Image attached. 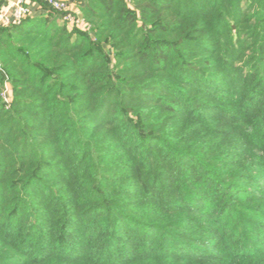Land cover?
<instances>
[{
  "label": "trees",
  "instance_id": "trees-1",
  "mask_svg": "<svg viewBox=\"0 0 264 264\" xmlns=\"http://www.w3.org/2000/svg\"><path fill=\"white\" fill-rule=\"evenodd\" d=\"M33 1L0 26V264H264V0H68L84 31Z\"/></svg>",
  "mask_w": 264,
  "mask_h": 264
},
{
  "label": "built area",
  "instance_id": "built-area-1",
  "mask_svg": "<svg viewBox=\"0 0 264 264\" xmlns=\"http://www.w3.org/2000/svg\"><path fill=\"white\" fill-rule=\"evenodd\" d=\"M6 1L0 7V26L9 24H20L25 18L32 15V0H0ZM50 9L61 14V21L66 22L71 28L89 30L90 25L85 22L80 11L74 9V6L68 0H44ZM6 104L11 103V91L6 86L2 93Z\"/></svg>",
  "mask_w": 264,
  "mask_h": 264
},
{
  "label": "crops",
  "instance_id": "crops-1",
  "mask_svg": "<svg viewBox=\"0 0 264 264\" xmlns=\"http://www.w3.org/2000/svg\"><path fill=\"white\" fill-rule=\"evenodd\" d=\"M31 9H32V14H39V13H42L41 12V8H40V5L36 2V1H33L31 2ZM78 10V9H77Z\"/></svg>",
  "mask_w": 264,
  "mask_h": 264
},
{
  "label": "rangeland",
  "instance_id": "rangeland-1",
  "mask_svg": "<svg viewBox=\"0 0 264 264\" xmlns=\"http://www.w3.org/2000/svg\"><path fill=\"white\" fill-rule=\"evenodd\" d=\"M74 6V5H73ZM74 9H76V7L74 6ZM81 30V29H80ZM82 31H84V30H82ZM8 87H9V89H10V91H11V88H10V86L8 85Z\"/></svg>",
  "mask_w": 264,
  "mask_h": 264
}]
</instances>
